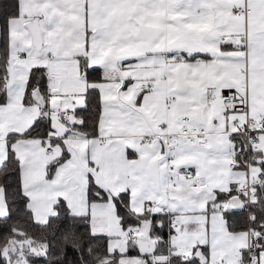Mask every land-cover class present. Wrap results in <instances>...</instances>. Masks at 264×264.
Listing matches in <instances>:
<instances>
[{
  "label": "snow or ice",
  "instance_id": "6c2138e0",
  "mask_svg": "<svg viewBox=\"0 0 264 264\" xmlns=\"http://www.w3.org/2000/svg\"><path fill=\"white\" fill-rule=\"evenodd\" d=\"M0 264H264V0H0Z\"/></svg>",
  "mask_w": 264,
  "mask_h": 264
}]
</instances>
